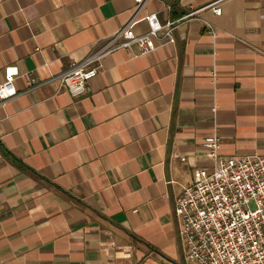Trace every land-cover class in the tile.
<instances>
[{
  "label": "crops",
  "instance_id": "1",
  "mask_svg": "<svg viewBox=\"0 0 264 264\" xmlns=\"http://www.w3.org/2000/svg\"><path fill=\"white\" fill-rule=\"evenodd\" d=\"M213 1L148 0L161 23L201 10L173 43L103 57L75 96L46 79L134 0H0V83L11 73L17 89L0 102V143L38 174L0 151V264H187L172 204L211 164L204 135L219 157L264 155V0H219L220 14Z\"/></svg>",
  "mask_w": 264,
  "mask_h": 264
},
{
  "label": "built area",
  "instance_id": "2",
  "mask_svg": "<svg viewBox=\"0 0 264 264\" xmlns=\"http://www.w3.org/2000/svg\"><path fill=\"white\" fill-rule=\"evenodd\" d=\"M148 0H134L126 22L102 38L84 59L72 62L67 69L46 81L56 82L57 89L69 94H84L88 81L98 74L100 61L117 49L132 56H142L158 46L175 42L179 22L194 19L201 8H190L182 17L161 23L156 12L144 9ZM218 1L207 5L221 13ZM169 9L168 3L164 4ZM145 21L148 29L134 31ZM207 33L215 29L206 23ZM15 76L5 75L0 83V102L16 92ZM35 79L30 78L29 85ZM220 138L215 132L204 135L202 147L211 164L194 170L189 185L175 195L172 212L179 227L183 255L187 264H264V155L219 157ZM185 160V157H180Z\"/></svg>",
  "mask_w": 264,
  "mask_h": 264
},
{
  "label": "trees",
  "instance_id": "3",
  "mask_svg": "<svg viewBox=\"0 0 264 264\" xmlns=\"http://www.w3.org/2000/svg\"><path fill=\"white\" fill-rule=\"evenodd\" d=\"M0 151L7 155L10 160L18 167H21L23 169H26L27 171L33 172L34 174L38 175L34 170H32L30 167L28 168L24 163H22L19 159L13 157L10 155V153L8 152V150L0 143Z\"/></svg>",
  "mask_w": 264,
  "mask_h": 264
}]
</instances>
